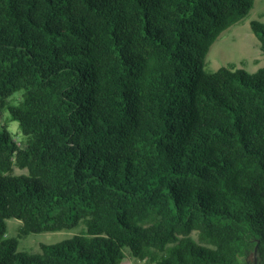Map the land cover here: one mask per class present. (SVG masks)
Returning a JSON list of instances; mask_svg holds the SVG:
<instances>
[{"label": "trees", "instance_id": "1", "mask_svg": "<svg viewBox=\"0 0 264 264\" xmlns=\"http://www.w3.org/2000/svg\"><path fill=\"white\" fill-rule=\"evenodd\" d=\"M253 6L0 0V264H264V66L205 68Z\"/></svg>", "mask_w": 264, "mask_h": 264}, {"label": "rangeland", "instance_id": "2", "mask_svg": "<svg viewBox=\"0 0 264 264\" xmlns=\"http://www.w3.org/2000/svg\"><path fill=\"white\" fill-rule=\"evenodd\" d=\"M253 20L264 22V0H254V6L243 19L225 29L213 42L206 57L205 68L216 70L223 65L232 64L255 73L264 66V53L260 41L251 28ZM12 131L19 133V123L10 121ZM16 173L24 170L15 167ZM22 222L16 218L7 219L8 234L19 239V249L40 252L41 244H53L81 232L83 224L71 230L43 231L25 234L20 231ZM251 262V261H250ZM122 264H146L144 261L129 258Z\"/></svg>", "mask_w": 264, "mask_h": 264}, {"label": "water", "instance_id": "3", "mask_svg": "<svg viewBox=\"0 0 264 264\" xmlns=\"http://www.w3.org/2000/svg\"><path fill=\"white\" fill-rule=\"evenodd\" d=\"M256 252H257V248L255 249V259L253 262H249L248 264H257V255H256Z\"/></svg>", "mask_w": 264, "mask_h": 264}]
</instances>
